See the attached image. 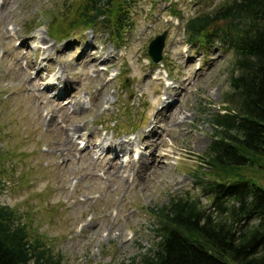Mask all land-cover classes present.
I'll list each match as a JSON object with an SVG mask.
<instances>
[{"label": "rangeland", "instance_id": "374dc122", "mask_svg": "<svg viewBox=\"0 0 264 264\" xmlns=\"http://www.w3.org/2000/svg\"><path fill=\"white\" fill-rule=\"evenodd\" d=\"M66 1L79 0H0V153L10 154L2 161L8 174L0 203L15 208L66 264H143L158 237L147 208L191 195L216 214L215 194L205 188L218 171L206 154L214 116L230 106L224 99L235 60L219 44L205 50L189 44L186 24L221 0H130L123 45L103 28L57 36L55 16ZM164 33L165 60L151 66L148 48ZM43 44L62 99L41 90L36 62ZM80 134L90 141L85 150ZM129 139L137 146H123L129 160L138 148L149 154L146 164L123 167L115 154L91 150L92 143ZM159 143L152 163V145ZM222 180L264 188V164L228 168Z\"/></svg>", "mask_w": 264, "mask_h": 264}, {"label": "trees", "instance_id": "16d2710c", "mask_svg": "<svg viewBox=\"0 0 264 264\" xmlns=\"http://www.w3.org/2000/svg\"><path fill=\"white\" fill-rule=\"evenodd\" d=\"M220 3L186 24L191 45L205 50L219 44L232 51L235 60L229 77L231 91L224 99L230 106L214 116L216 135L206 154L207 163L218 171L214 184L205 188L206 194H215L216 214L191 195L147 208L158 237L156 250L143 258V264H264V188L251 181L229 184L222 180L228 168L264 164V0ZM63 6V15L54 20L57 36L103 28L123 45L131 30L130 0L66 1ZM171 11L181 16L177 6ZM60 25L63 29L57 30ZM9 158V153H0V197L2 178L8 174L2 161ZM229 199L232 205L228 206L224 201ZM253 221L256 224L250 226ZM0 264L66 263L15 208L0 203Z\"/></svg>", "mask_w": 264, "mask_h": 264}, {"label": "bare ground", "instance_id": "6f19581e", "mask_svg": "<svg viewBox=\"0 0 264 264\" xmlns=\"http://www.w3.org/2000/svg\"><path fill=\"white\" fill-rule=\"evenodd\" d=\"M40 35H42V34H39V36ZM41 39H42V37H41ZM44 45L45 44H43L42 46H41V48L43 49V47H44ZM48 51V50H47ZM47 53V52H46ZM42 72H43V70H42ZM54 79H56L55 77H54ZM56 80H51L48 84H47V90H49V89H51V87H52V85H51V83H53V82H55ZM59 85H60V83H59ZM62 90V89H61ZM59 91L58 92V98H63L64 96H63V93H64V90L63 91ZM76 104V103H75ZM75 104H72V107L75 105ZM65 107H68V105L67 106H65ZM84 108L82 107V110H83ZM76 136V135H75ZM85 139H86V136H82L80 139H79V141H85ZM144 142H148V141H145V139H144ZM133 141H120V142H114V143H112V142H102V144H100V145H97V144H95V145H93L92 146V151L93 150H97L98 151V156H100V157H102V154H104V152H105V150H106V147H107V145L108 144H110L109 145V149L108 150H110V151H120V152H124V150H123V146L124 145H127V146H133ZM161 145H160V143L159 144H156V145H152V148H153V150H152V152L150 153V158H151V162L153 163L154 161H155V159H156V155H155V152H156V150H157V148L158 147H160ZM147 149H149L150 148V146L149 145H146L145 146ZM159 149V148H158ZM135 153V151H133V154ZM145 158H147V156L146 155H144V154H142V156H141V158H140V163L142 162L143 164H146V162H148L147 160H145ZM116 159H118V157H116ZM148 160H149V158H148ZM138 161V162H139ZM161 161V160H160ZM151 163V164H152ZM121 168H122V165H121V167H119L118 168V170H117V172H116V174L117 173H119L120 172V170H121Z\"/></svg>", "mask_w": 264, "mask_h": 264}, {"label": "water", "instance_id": "95a60500", "mask_svg": "<svg viewBox=\"0 0 264 264\" xmlns=\"http://www.w3.org/2000/svg\"><path fill=\"white\" fill-rule=\"evenodd\" d=\"M166 39H167V33H164L161 36H158L150 44L149 56L151 57L154 63H160L163 60V53H164Z\"/></svg>", "mask_w": 264, "mask_h": 264}]
</instances>
